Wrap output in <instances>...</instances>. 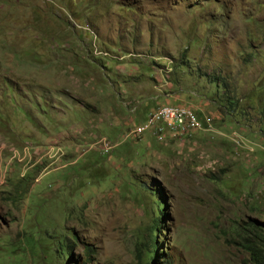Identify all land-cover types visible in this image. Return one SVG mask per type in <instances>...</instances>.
<instances>
[{"label": "rangeland", "instance_id": "374dc122", "mask_svg": "<svg viewBox=\"0 0 264 264\" xmlns=\"http://www.w3.org/2000/svg\"><path fill=\"white\" fill-rule=\"evenodd\" d=\"M165 104L213 129L132 133ZM250 222L264 0H0V264H250Z\"/></svg>", "mask_w": 264, "mask_h": 264}, {"label": "built area", "instance_id": "2783aa9c", "mask_svg": "<svg viewBox=\"0 0 264 264\" xmlns=\"http://www.w3.org/2000/svg\"><path fill=\"white\" fill-rule=\"evenodd\" d=\"M152 113L154 109L150 111L145 122L133 128V134L151 132L161 141L164 138L191 135L197 133L198 129L213 126V120L202 121L197 113L184 114L180 109H172L171 114L159 116L158 122H151Z\"/></svg>", "mask_w": 264, "mask_h": 264}, {"label": "trees", "instance_id": "16d2710c", "mask_svg": "<svg viewBox=\"0 0 264 264\" xmlns=\"http://www.w3.org/2000/svg\"><path fill=\"white\" fill-rule=\"evenodd\" d=\"M231 106L234 105V103L230 102ZM164 107V106H163ZM202 130V129H201ZM163 209H161L159 215L154 220V225L150 228V240L145 242V246L147 248V251L150 255L153 254L151 260L156 263V259H154V253H157L156 248V237L154 239L152 238L153 232L157 233L160 230V223L163 216ZM249 227L252 228L254 236L251 237L250 235H246L242 237V247L248 252L249 254V262L250 264H264V236L260 232L264 231V227L257 226L253 222L249 223ZM68 251V250H67ZM94 250L89 248L88 254L93 253ZM70 253H68V257H70ZM151 261V262H152ZM148 263H150V260H148ZM165 264H172L169 261H164ZM74 264H78V260L75 261Z\"/></svg>", "mask_w": 264, "mask_h": 264}, {"label": "bare ground", "instance_id": "6f19581e", "mask_svg": "<svg viewBox=\"0 0 264 264\" xmlns=\"http://www.w3.org/2000/svg\"><path fill=\"white\" fill-rule=\"evenodd\" d=\"M164 106V107H163ZM163 106H160L158 109L154 110V113L151 115V122H158L159 121V117L157 118L156 115L158 116H166L168 114H171V110L172 109H180L184 114L187 113L186 109L185 108H179L178 106L180 107H184V106H187L189 108H191V110L194 112V113H197L192 107L188 106V105H184V104H180V105H177V104H165ZM186 107V108H187ZM198 114V113H197ZM199 116V115H198ZM200 117V116H199ZM210 120H213L212 118H208V117H205V118H201L202 121H209ZM211 129H213V126H210L208 128H204L202 129L201 131H197L198 132H206V131H211Z\"/></svg>", "mask_w": 264, "mask_h": 264}, {"label": "crops", "instance_id": "0c3cea01", "mask_svg": "<svg viewBox=\"0 0 264 264\" xmlns=\"http://www.w3.org/2000/svg\"><path fill=\"white\" fill-rule=\"evenodd\" d=\"M178 107H180V106H178ZM184 107H186V106H184Z\"/></svg>", "mask_w": 264, "mask_h": 264}]
</instances>
